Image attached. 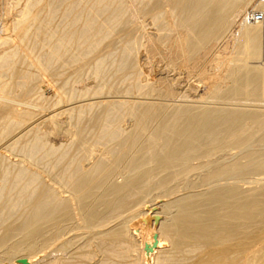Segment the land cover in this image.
Listing matches in <instances>:
<instances>
[{
    "label": "bare ground",
    "instance_id": "obj_1",
    "mask_svg": "<svg viewBox=\"0 0 264 264\" xmlns=\"http://www.w3.org/2000/svg\"><path fill=\"white\" fill-rule=\"evenodd\" d=\"M24 1L0 45L25 21L21 42L47 48L37 66L62 89L66 66L96 84L42 119L65 143L29 127L5 146L53 185L0 153V263L264 264V22L239 21L255 0ZM17 52L0 54V101L27 105L37 78ZM24 118L0 103V143Z\"/></svg>",
    "mask_w": 264,
    "mask_h": 264
},
{
    "label": "rangeland",
    "instance_id": "obj_2",
    "mask_svg": "<svg viewBox=\"0 0 264 264\" xmlns=\"http://www.w3.org/2000/svg\"><path fill=\"white\" fill-rule=\"evenodd\" d=\"M11 2V3H7V2ZM15 1V0H14ZM13 0H0V10L1 11H3V13L2 12H0V26H10L11 25V21H14V25H16V23H18V19H17V17H20L21 18V16H19L18 15V12H20V11H18V9H21L22 10V8H24L25 7V4H26V1H24V0H18L19 2L18 3H16V5H15V2H14ZM3 2V3H2ZM4 2H6V3H4ZM13 2H14V4H13ZM17 2V1H16ZM24 2H25V4H24ZM46 3V0H41L40 2H39V5H44ZM83 3V2H82ZM3 4H4V6H3ZM18 5V6H17ZM86 5H88V4H86ZM20 6V7H19ZM5 7V8H4ZM19 7V8H18ZM8 9H9V11H8ZM61 10H62V8L60 7L59 8V10H58V13L56 14L57 15V17H56V15H55V18H54V22H53V24H57L59 27L60 26H62V23H61V21L60 22H58V19L60 20V19H62V16H60L61 14ZM10 12V13H9ZM15 12H17V13H15ZM84 14V13H83ZM17 16V17H16ZM59 16H60V18H59ZM2 17V18H1ZM15 19H14V18ZM9 18V19H8ZM13 18V19H12ZM19 18V19H20ZM99 18H101V17H99ZM7 19V20H6ZM17 19V22L15 21ZM10 22V23H9ZM22 22V21H21ZM57 22V23H56ZM59 23H60V25H59ZM25 24H26V22L24 21V22H22V23H19V25H17V28L15 27L13 30H8V40L9 41H11V43L9 42V43H7V45L6 44H4V45H0V54L4 51H6V52H13V51H18L17 53H16V56H15V59H18V58H20V57H24L25 55H26V58H25V60L26 61H28L27 63H25V64H23V65H21V68L24 70V71H29V74H31L32 76H34V78L36 77L37 79H35V80H37V81H35L36 82V85H37V89H36V92L31 96V98H30V100H29V103L27 104V105H19L18 103H16V102H4V101H0V103H5V104H7V105H9L10 107H11V110H14V109H16V110H20V109H25V108H27V109H29L31 112H32V114H33V118L31 119V120H26V118H24L25 119V121H24V125H23V127H16L15 128V130L17 131L18 129V132H17V134H16V131L14 130V132L10 135L11 137H13V138H10V137H8L7 138V140H5V141H3V142H1L0 143V153H3V154H5L6 155V157H8L9 158V162H11L12 160H14V161H12V162H16V163H21V164H23L25 167H27L30 171H32V172H36V173H38L39 175H40V177L45 181V182H48V183H50V184H52L53 185V183H52V181L51 180H49L51 177L49 176V174L47 173V171H46V168H44V165H43V163H41V162H37V161H35V159H28V158H25V156H23L22 154H19L18 153V151L17 150H14V151H12V149L11 148H6L5 146L7 145V142L9 143V142H11L13 139H16V137L18 138V137H20V135L21 134H25V132H26V129L27 128H39V131H40V133L43 135L44 134V139H45V141H47L48 142V140H49V142L47 143V144H49L50 145V143H51V145L52 144H54V146H57L59 143H65L66 141L65 140H67V138L68 137H66V134L64 133V132H62V131H57V132H52L51 133V131H50V127H49V125L48 124H46V123H41V121H42V119L44 118V117H46L47 115H52V114H57V113H60L61 111H62V107H63V109H64V107L66 108V103L65 102H63V104H62V102H61V104L59 103L60 101H59V99H65L64 97H66V91H64V90H69V88H71V89H74V88H76L77 89V91H80V90H82V89H84L83 87H85V89L86 88H92L95 84H96V82H95V80L93 81V78H92V75L91 74H89V72H83L82 74H80L81 76H76L75 77V72H74V67L73 66H71V68H72V70H71V68H69L68 66H66L65 68H63V71H64V73H63V75L64 74H66V75H64V78H67L69 75V82H68V85H67V87H66V89H62V87L60 86V81H61V79H58V78H56V77H53V76H51L50 74H48V72H46V71H44L43 69L41 70V65L40 66H37V63H38V65H39V62H38V60L37 59H39L40 57H41V54H42V52H46V50H47V48H44L37 56H35L36 54L34 53H31L30 51H29V49H28V46L27 45H25L26 44V39L24 40V42H21V40H20V34L22 33V29L24 28V26H25ZM234 24V26L232 25L231 26V31L230 32H235L236 31V29L238 28V22H234L233 23ZM237 25V26H236ZM12 26V25H11ZM10 26V27H11ZM0 29H1V27H0ZM20 32V33H19ZM18 34V35H17ZM18 36V37H17ZM11 38V39H10ZM19 39V40H18ZM224 41V42H223ZM228 41H229V36L228 37H225L223 40H222V42L220 41V43L218 44V52L219 53H222V54H227L228 53V51H229V49H230V47H229V44H228ZM18 42V43H17ZM6 45V46H5ZM13 45H14V47L16 48V49H14V47H13ZM19 45H20V47H19ZM220 45V46H219ZM22 46V47H21ZM7 47V48H6ZM11 47H12V49H11ZM227 47H229V48H227ZM223 48V49H222ZM10 51H9V50ZM221 49V50H220ZM23 53V55L21 54V52ZM20 52V53H19ZM27 53V54H26ZM43 53V54H44ZM3 54V53H2ZM19 54H21V55H19ZM42 54V55H43ZM18 55V56H17ZM40 56V57H39ZM29 57H31V58H29ZM36 57V58H35ZM38 57V58H37ZM143 58V57H142ZM37 61V62H36ZM17 65H18V63H17ZM30 65H32V67H28V66H30ZM25 68H27V69H25ZM66 69H69V71L68 70H66ZM0 71L1 72H3L2 74H3V76H4V78H3V76L1 77L2 79V81H4V80H7L8 79V76H9V69H7L6 70V68H2V69H0ZM5 71H6V73H5ZM67 71V72H66ZM71 71V72H70ZM86 73V74H85ZM45 74V75H44ZM72 74V75H71ZM42 75H44V76H42ZM38 76V77H37ZM87 78H86V77ZM74 77V78H73ZM80 77V78H79ZM89 77H91L90 79H89ZM56 78V79H55ZM77 78H79V79H77ZM53 79V80H52ZM82 79H83V81H82ZM87 79V80H86ZM40 80H42V81H40ZM59 80V81H58ZM74 80V81H73ZM75 80H77V81H80V82H77V81H75ZM86 80V81H85ZM91 80V81H90ZM40 81V82H39ZM70 82H72V84H70L72 87H70V85H69V83ZM75 83V85H74V83ZM82 82H84V84L82 83ZM89 82V83H88ZM92 82V83H91ZM41 83V84H40ZM56 83H58V84H56ZM78 83V84H77ZM87 83V84H86ZM95 83V84H94ZM91 84V85H90ZM73 85H74V87H73ZM77 85V86H76ZM80 87H79V86ZM88 85H89V87H88ZM78 87V88H77ZM82 87V88H81ZM38 88L40 89V90H38ZM76 89H74V90H76ZM78 89H80V90H78ZM59 90V91H58ZM66 92V93H65ZM56 93V94H55ZM36 94V95H35ZM42 94V95H41ZM39 95V96H38ZM61 95V96H60ZM41 96H42V98H41ZM63 96V97H62ZM53 97H54V99H53ZM59 97V99H57V101L55 100L56 98H58ZM33 98V99H32ZM87 98V97H86ZM35 99H38V100H35ZM42 100H43V102H42ZM47 100V101H46ZM49 100V101H48ZM52 100L54 101V102H52ZM59 101V102H58ZM87 101H91V100H87ZM105 101V100H104ZM33 102V103H32ZM50 102V103H49ZM41 103H43L42 105H40ZM47 103H49V104H47ZM84 103V102H83ZM37 104L40 106H38L37 107ZM60 104V105H59ZM66 106H65V105ZM32 105V106H31ZM46 105V106H45ZM51 105V107H49ZM73 105H76V104H73ZM46 107H47V109H46ZM49 107V108H48ZM54 108V109H53ZM59 108V109H58ZM43 109V110H42ZM51 109V110H50ZM57 109V110H56ZM47 110H49V111H47ZM61 110V111H60ZM45 111H47V112H45ZM54 111H55V113H54ZM35 115V116H34ZM62 117V116H61ZM14 120H19V118H14ZM40 120V121H39ZM32 121V122H31ZM29 122V123H28ZM28 123V124H27ZM34 123V124H33ZM41 124H42V128H41ZM32 127H31V126ZM34 125H35V127H34ZM37 125H38V127H37ZM39 125H40V127H39ZM23 130V131H22ZM44 130V131H43ZM47 131V132H46ZM49 131H50V133H49ZM20 133V134H19ZM46 134V135H45ZM52 134V135H51ZM19 135V136H18ZM58 137H57V136ZM22 136V135H21ZM47 137H49V138H47ZM22 138H23V140L26 138V137H23L22 136ZM53 142V143H52ZM11 153V154H10ZM13 154V155H12ZM19 156H21V157H19ZM25 160V161H24ZM28 161V162H27ZM23 162V163H22ZM39 163V164H38ZM33 164V165H32ZM36 164V165H35ZM43 165V167H42V165ZM1 183V182H0ZM0 186H1V184H0ZM70 234V233H69ZM90 249L91 250H96V247H94L95 245H94V243H90ZM93 245V246H92ZM94 250V251H95ZM56 252H57V254H56V252H54V251H52V256L53 257H55L56 255L57 256H60L61 254L62 255H65L66 254V251H62V249L60 250L59 248H57L56 250H55ZM61 251V252H60ZM41 253V252H40ZM40 253H38L39 254V256H37V257H41L42 256V254H43V252H42V254H40ZM37 254V255H38ZM55 254V255H54ZM151 257H152V259H151ZM95 259V260H94ZM93 260H84L83 261V264H95L96 263V261H98L99 260V256H95V258H94ZM98 259V260H97ZM150 260H153V255H143L142 256V258H140V262H138V264H142V263H146V264H152L153 263V261L151 262ZM86 262V263H85ZM10 264L8 261H2L0 264Z\"/></svg>",
    "mask_w": 264,
    "mask_h": 264
},
{
    "label": "built area",
    "instance_id": "obj_3",
    "mask_svg": "<svg viewBox=\"0 0 264 264\" xmlns=\"http://www.w3.org/2000/svg\"><path fill=\"white\" fill-rule=\"evenodd\" d=\"M239 21L243 24H259L264 22V0H255L253 6L244 10Z\"/></svg>",
    "mask_w": 264,
    "mask_h": 264
}]
</instances>
